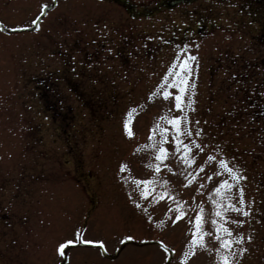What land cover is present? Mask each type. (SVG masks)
Returning <instances> with one entry per match:
<instances>
[{
	"label": "rangeland",
	"instance_id": "rangeland-1",
	"mask_svg": "<svg viewBox=\"0 0 264 264\" xmlns=\"http://www.w3.org/2000/svg\"><path fill=\"white\" fill-rule=\"evenodd\" d=\"M119 1L0 0V264H264V1Z\"/></svg>",
	"mask_w": 264,
	"mask_h": 264
},
{
	"label": "snow or ice",
	"instance_id": "snow-or-ice-1",
	"mask_svg": "<svg viewBox=\"0 0 264 264\" xmlns=\"http://www.w3.org/2000/svg\"><path fill=\"white\" fill-rule=\"evenodd\" d=\"M46 7H48V5H43L42 6V10H43V8H46ZM40 19H41V17L40 16H37L35 19H33L31 21V23L29 25H21V26H18V27H31L32 25H37L39 23ZM109 51H111V49H109ZM191 59H195V57H191ZM187 67H188V65H187L186 62L180 63L179 64V70L176 71L175 77H174V80H173L174 86L179 89V94H176L175 95V101H176L175 107L177 109H181L182 108V93L184 91V88L182 87V85H184L186 83L185 77L187 75V72H186ZM172 70L173 69H170V71H172ZM169 95H170V93L167 90H165L163 92V96H164L165 99H167ZM189 103H191V101H189ZM129 115H130V113H129ZM179 119H180V117H174L169 122L170 123H173L174 125H176L178 127L177 122L179 121ZM124 128H125V131L128 133V135H131V132L129 131V122H128V120H125L124 121ZM196 135H200V133L197 132ZM175 144L177 146H179L181 144V141L179 140V138H176L175 139ZM197 147H199V145H197ZM183 148H184L185 152L189 151L188 144H184L183 145ZM177 150H179V148ZM166 152H167V149H165L163 146H161L159 148V152H158V154L156 156V159L158 161L165 159L166 158ZM208 158L209 159H213V157H211V156H209ZM184 160H185V163H187V164H191L193 162V158L191 156L185 157ZM220 165L221 166H224L227 169V171L232 174V179L233 180H236V179L239 178L238 177V174L236 172H233V170L231 168H227L226 162L224 160H221L220 161ZM123 167H124V165H121V170H123ZM202 169H203V165L200 166V169L199 170H202ZM156 171H159V165L156 166ZM210 178L211 177H209V179ZM143 183L145 185H147L150 182L149 181H144ZM221 184L223 186H226L228 188H231V185H229L227 181H221ZM217 191H219V189H217ZM242 202H243V199H242V190H241V203ZM232 207L236 211H241L240 209H236L234 205ZM169 211H171V210H169ZM243 214L246 215L247 213H243ZM181 215H182V213H178L176 215V218L174 220H172V223H175L176 220L180 219ZM217 215H220V213L217 212ZM149 219H151V217H149ZM195 219H196L197 223H199L201 221L200 215H197L195 217ZM213 223H215V221H213ZM238 223H242V221H239ZM219 231H220V229L217 228V232H219ZM224 232H226L229 235H231V230L228 229L227 227L224 228ZM78 236H79V234L77 233V237ZM129 239H132V237L125 236L121 240V243H123L124 240H129ZM73 242L74 241L72 239H69L66 243L67 244H72ZM84 242L85 243H93V241H89V240H84ZM236 242L239 243V239H237ZM96 243H100L101 245H103V242L102 241H96ZM196 244H197V233L194 232L193 235H192V240L190 241V244H189L190 251L191 250H194V248L196 247ZM231 245H232V241L231 240H225V241H222L221 242V246L222 247L231 248ZM65 246H66L65 243H61L59 245V250L61 251V255H63V251L62 250L65 248ZM201 246H203L202 242H201ZM240 251L242 252L243 249H240ZM182 259H183V257H182ZM221 264H229V260H228V257L227 256L221 257Z\"/></svg>",
	"mask_w": 264,
	"mask_h": 264
},
{
	"label": "trees",
	"instance_id": "trees-1",
	"mask_svg": "<svg viewBox=\"0 0 264 264\" xmlns=\"http://www.w3.org/2000/svg\"><path fill=\"white\" fill-rule=\"evenodd\" d=\"M264 1V0H263ZM248 12V15L250 14V17L255 20L256 22H258V25H259V30H264V7H262L261 9L259 8L258 5H256L253 9H249L247 10ZM259 12H263V15H259ZM262 20V21H261ZM260 107V113H257L259 115H263L262 117H264V113H262V110L264 109V102H262L261 104L258 105ZM262 127H264V125H262ZM260 126V132H264V128H262Z\"/></svg>",
	"mask_w": 264,
	"mask_h": 264
},
{
	"label": "water",
	"instance_id": "water-1",
	"mask_svg": "<svg viewBox=\"0 0 264 264\" xmlns=\"http://www.w3.org/2000/svg\"><path fill=\"white\" fill-rule=\"evenodd\" d=\"M174 3V2H173ZM173 3H171V4H173Z\"/></svg>",
	"mask_w": 264,
	"mask_h": 264
}]
</instances>
